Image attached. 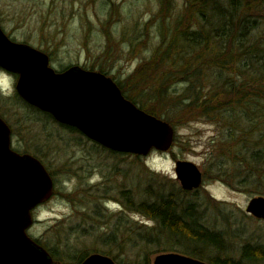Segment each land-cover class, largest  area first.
I'll use <instances>...</instances> for the list:
<instances>
[{"label": "rangeland", "instance_id": "1", "mask_svg": "<svg viewBox=\"0 0 264 264\" xmlns=\"http://www.w3.org/2000/svg\"><path fill=\"white\" fill-rule=\"evenodd\" d=\"M168 1L173 7L170 12L167 0H0V25L15 42L47 54L57 71L70 66L103 69L117 83H124L142 63L156 55L167 28L184 10L185 0ZM156 73L159 72L150 74L149 86L157 92L165 75ZM16 84L17 77L0 68V117L12 130L13 149L36 157L53 175L55 195L35 213L36 222L29 235L48 251L57 249L58 259L76 264L74 260L85 254H103L105 248L98 236L107 238L116 232L122 244V239L128 238L126 231L137 233L142 225L157 227L143 215L126 209L122 193L129 192L136 201L145 193L156 191V187L148 190L149 178L160 180L168 193L183 189L175 172L178 161L194 163L203 174L200 189L181 197L197 205L200 224L223 233L218 238L207 236L217 247L224 248L222 259L240 261L243 248L249 243L264 247V221L246 211L251 199L264 195L258 196L248 184L232 186L213 169L211 156L219 149L224 126L201 118L180 121L170 116L176 138L169 151H153L139 158L111 154L81 133L68 130L52 116L53 119L21 102ZM167 84L177 92L186 86L180 79ZM146 106L161 110L158 105ZM176 112L180 113L178 109ZM260 189L264 191V186ZM97 212L105 218L95 216ZM86 227L94 228L89 236ZM160 238L162 242L166 240L165 252L202 260L191 252L202 248L199 241L175 242L164 233ZM124 246L125 249H113L119 259L109 257L117 264H135L139 260L137 248L128 243ZM159 254L150 251L144 258L149 257L153 264ZM217 254L216 249L208 250L206 256ZM202 261L210 264L207 259Z\"/></svg>", "mask_w": 264, "mask_h": 264}, {"label": "trees", "instance_id": "2", "mask_svg": "<svg viewBox=\"0 0 264 264\" xmlns=\"http://www.w3.org/2000/svg\"><path fill=\"white\" fill-rule=\"evenodd\" d=\"M166 7L168 12L173 9L168 0ZM174 20L156 55L142 63L124 83H118L123 94L147 113L170 123L174 122L170 116H175L180 121L201 118L224 126L219 149L211 156L213 169L232 186L248 184L258 196L264 195L260 189L264 186V0H185L184 10ZM99 71L105 73L103 69ZM155 72L165 75L157 92L150 87V74ZM178 79L186 86L181 92L171 91L167 83ZM145 104L158 105L161 110L158 112ZM67 129L79 133L77 129ZM102 150L106 149L102 147ZM216 160L219 162L215 163ZM149 183L148 190L154 187L157 190L145 193L136 201L129 192H123V203L126 209L143 215L157 227L142 225L137 233L126 231L128 238L124 237L122 244L116 232L107 238L98 236L105 248L101 253L119 259L113 249L119 246L125 249L123 244L128 243L138 250L139 260L135 264H150L149 257L144 255L168 250L164 245L166 240L162 242L160 238L164 233L175 242L199 241L202 248L191 252L210 264L264 261V247L251 243L243 248L240 261L222 259L224 248L217 247L207 236L213 234L218 238L223 233L200 224L197 205L182 198L191 192L181 188L174 192L169 188L173 192L168 193L156 178H149ZM95 216L105 218L99 212ZM85 231L89 236L94 228L86 227ZM214 249L218 254L207 257V251ZM49 252L58 263H73L58 259L57 249ZM63 253L68 256L66 251ZM90 254L76 258L74 263L83 262Z\"/></svg>", "mask_w": 264, "mask_h": 264}, {"label": "water", "instance_id": "3", "mask_svg": "<svg viewBox=\"0 0 264 264\" xmlns=\"http://www.w3.org/2000/svg\"><path fill=\"white\" fill-rule=\"evenodd\" d=\"M0 67L19 76L17 92L29 105L105 148L147 156L154 148L168 151L174 143V127L127 100L111 77L79 66L57 72L47 54L12 41L1 26ZM11 134L0 117V264H54L49 252L28 234L34 223L32 210L54 195V180L39 159L12 149ZM175 172L186 191L203 183L202 172L192 162L178 161ZM247 212L264 219V197L253 198ZM82 264L117 263L92 254ZM153 264L208 263L165 253Z\"/></svg>", "mask_w": 264, "mask_h": 264}, {"label": "flooded vegetation", "instance_id": "4", "mask_svg": "<svg viewBox=\"0 0 264 264\" xmlns=\"http://www.w3.org/2000/svg\"><path fill=\"white\" fill-rule=\"evenodd\" d=\"M40 207H41V206H40ZM40 207H38V208L34 209V211H33V215H34V216H36V214H35V213L38 211V209H39Z\"/></svg>", "mask_w": 264, "mask_h": 264}]
</instances>
